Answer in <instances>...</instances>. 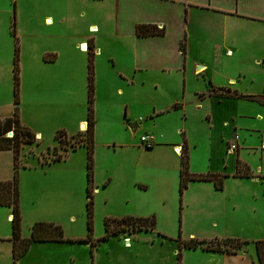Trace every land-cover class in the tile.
Instances as JSON below:
<instances>
[{
  "label": "rangeland",
  "instance_id": "rangeland-1",
  "mask_svg": "<svg viewBox=\"0 0 264 264\" xmlns=\"http://www.w3.org/2000/svg\"><path fill=\"white\" fill-rule=\"evenodd\" d=\"M87 2L0 0V54L7 51L9 56L11 50L12 59L17 45L23 103L29 107L23 121L32 131L41 133L34 143L19 147L16 171L22 237H29L34 223L52 222L61 226L64 237L87 238V157L85 147L77 146L81 131L86 129L79 127L78 120L87 113L88 61L87 51L80 54L77 44L85 36L94 35L87 31L82 20L89 15ZM113 2L104 0L96 5L100 7L92 8L95 16L103 13L104 37L111 31L112 19L107 18L112 16ZM44 16L53 18L54 27L43 23ZM251 38L240 42V52L225 58L222 68L218 61L212 62L210 69L201 73L205 79L201 74L193 76L190 71L194 69L193 61L188 59V92L201 87L207 91L213 86L241 95L264 96V39ZM111 40H108V49L114 55L109 56L104 50L100 55L93 54L97 79L99 71L109 67L116 72L120 66L116 57L119 50ZM50 53L60 54L59 63L44 61L42 56L49 59ZM66 70L67 73L62 72L58 77L69 79L63 99H56L57 94L35 99L34 84L45 86L47 78ZM150 72V84L145 92L152 105L160 95L154 88L158 75ZM227 79L233 82L228 83ZM136 86L124 80L115 85L122 88V96L105 98L100 89L94 97L93 109L99 129L94 141L91 182L93 231L90 238L93 241L91 246L71 245L70 253L54 264H258L252 242L264 239V148H261L264 104L245 97H227L221 102L208 97L204 105L187 93L180 100L184 104L181 109L149 116L142 107L143 101L137 99ZM160 100L165 102L167 97ZM2 102L5 101L1 98ZM121 102H127L130 121L139 125L137 132L128 137L116 128L124 114ZM167 126L176 129L169 141L182 145L181 152H187L189 171L225 175L221 189H216L213 182L197 180L188 183L180 193V154L174 148L172 153L163 145H154L145 151L136 148V145L145 147L140 143L141 135L147 133L159 139L158 134ZM64 129L69 151L60 160L45 163L44 160L62 152L55 134ZM9 132L4 133L5 138H13V130ZM127 138L134 147L119 146ZM234 141L237 146L229 154L227 147ZM107 142L111 144L106 145ZM71 146L77 148L70 150ZM237 163L242 168L247 166L251 176L233 177ZM126 215L152 216L155 226L152 229L129 227L123 233L110 235L111 239L100 240L105 234V220ZM11 217V208L0 206V235L4 238L12 236ZM192 238L207 241L234 238L249 242L236 254H227L200 247L186 248L184 241ZM30 256L33 263L48 264L44 251L37 250Z\"/></svg>",
  "mask_w": 264,
  "mask_h": 264
},
{
  "label": "crops",
  "instance_id": "crops-1",
  "mask_svg": "<svg viewBox=\"0 0 264 264\" xmlns=\"http://www.w3.org/2000/svg\"><path fill=\"white\" fill-rule=\"evenodd\" d=\"M113 1L114 9L112 16L107 18L108 20L112 19L109 24L111 31L107 32V36L104 37L101 22L103 13L95 16L97 14L92 12L93 6L100 7L101 5H96L103 3L104 0H86L88 3L86 6L87 13L89 15L86 19L82 18V20L86 24L87 31L94 35L85 36L86 38L80 40L77 44L78 51L80 54L84 53L88 50V44L92 43L95 55H100L102 50L110 54L109 56L114 55L108 49L110 47L108 40L113 39L111 40L113 46L119 50V55L117 54L116 57H118L120 66H118L116 72L112 68L108 67L106 70L104 68L105 71H99L98 79L94 73V97H97L96 95L100 89L101 92L103 91V94H106L105 98L115 95L118 97L122 96V88H116L115 85L127 80L128 83L137 85V99L139 98L143 101L144 105L142 107L149 116L181 109L184 107V104L180 100L187 93L194 95V98L196 97L204 105L208 97L210 99L217 98L220 102L226 99L227 97L223 95L209 93L212 89L218 92L219 88L222 87L215 88L211 86V89L209 90L208 88L207 91L201 90V87L200 89H192L193 91L188 92L186 80L187 69H189L187 68L188 59L189 61L192 60L194 65V69L190 71L193 72V76L198 77L202 72L205 73L210 69L212 62L218 61L222 68L223 63L227 61H225V58L234 55L235 51L240 52V42L251 41L250 37L256 40L264 39V0ZM106 17L107 14L105 15ZM43 23L46 26L54 27V20L51 16H44ZM90 23H92L91 26ZM137 24H153L159 28L162 27L164 32L161 35L137 36L135 34V26ZM90 28L93 31L90 32ZM42 58H45L44 61L49 60V62H55V64L61 60L60 54L57 56V54L51 53L48 57L49 59L45 56H42ZM95 66L94 69L96 68ZM150 71L158 75V80L154 82V88L157 89V94L160 95L158 102L152 105L150 104L148 94L145 92V88L150 84ZM62 72L67 73V70L58 71L52 77L47 78L48 84L44 82L45 86L34 84L32 92L35 99L39 96V99H41L43 95L49 98L54 94L58 95L56 99H63L62 95H64L66 89L68 90L69 87V79L58 78ZM201 76L205 79L203 74ZM166 80H172V82ZM227 82H233V79H227ZM164 96L167 97V101L162 102L160 98ZM1 98L5 102L0 103V147H6L4 144L7 140L4 137V133L11 131L13 128L12 117L14 111L13 55L11 59V50L9 56L7 51L3 55L0 54V100ZM23 102V88L22 85L20 87L19 82L18 114L21 120L20 123L28 127L27 123L23 121L25 120L23 115L26 114V111L28 112L29 107L28 104H24ZM175 103L180 104V107L173 109L172 106ZM120 106L124 107V114L119 118L116 128L121 135L128 137L137 132L139 125L136 121H130V114H127V102H121ZM95 119L94 141L97 138L99 129L96 116ZM132 120L136 119L133 118ZM78 124H80L79 127L81 129L86 128V117L80 118ZM166 128L164 132L158 134L160 136L159 139L156 135L153 136L154 141L151 148H143L139 145H136V148L145 151L152 149L154 145H163L169 147L173 153V148L177 150L182 145L169 141L172 133L176 132V129H169L168 126ZM33 132L35 136L41 135L38 131L34 130ZM119 143L120 147H134V143L129 141L128 138ZM110 144L107 142L106 145ZM112 145H115V143H112ZM228 153L232 154L229 151ZM51 161V159L44 160L45 163ZM13 171L12 150L6 148L0 149V181L11 179ZM233 177L238 176L233 175ZM207 183L211 182L208 181ZM121 232L123 233L125 230ZM112 236H115V234ZM82 238L75 237L71 238L73 240L67 241L33 242L28 250L14 263L12 258V242L10 238H4V236L0 235V264H37L32 262V257L30 256V253L33 254L37 250L46 253L48 264H54L62 257H66V254L71 251V245H75V243L91 246L93 238L86 242L77 241Z\"/></svg>",
  "mask_w": 264,
  "mask_h": 264
},
{
  "label": "trees",
  "instance_id": "trees-1",
  "mask_svg": "<svg viewBox=\"0 0 264 264\" xmlns=\"http://www.w3.org/2000/svg\"><path fill=\"white\" fill-rule=\"evenodd\" d=\"M164 29L157 27L153 24H137L135 26V34L137 36L148 35H161ZM88 61H87V113H86V129L81 131V139L77 143V146H84L86 149V196L88 198L87 207V238L78 239L77 241H89L93 231L92 226V176L94 166V130H95V114L93 109L94 102V64H93V48L92 43L88 44ZM210 94L216 93V95H223L225 97H245L250 100H255L261 104H264V96H250L241 95L236 92H231L230 89L222 87L218 92L211 90ZM13 103L14 111L12 117L13 123V138L6 137V147L1 146L0 149H11L13 154V174L12 178L8 180L0 181V206H6L11 208V222H12V236L10 238L12 242V257L14 260L21 257L29 248L31 243L39 241H67L73 240L64 237L63 229L60 225L52 222H36L31 227L29 237H22L20 234L21 215L19 208V188L17 179V167H18V153L19 147L23 144H30L36 141L35 133L28 127L22 125L19 121L18 103H19V72H18V47L14 46L13 52ZM180 104H173L172 108L177 109ZM6 133V132H5ZM62 152L55 154L51 160H60L67 150L66 141L67 135L64 130H58L55 134ZM10 141V144H9ZM151 148L152 145L146 146ZM184 147V145H183ZM77 147L71 146L70 150H75ZM180 168H179V191L182 193L183 189L187 187L190 181H210L213 182L216 189L223 187V179L225 175L221 173H206V174H194L189 171V157L187 152H180ZM234 176L250 177L251 173L247 166L242 168L239 163L236 165V171ZM155 226L154 217H134L130 215L123 216L117 219L105 220V234L100 240H106L110 235L117 234L127 228L132 229H152ZM249 241L239 240L234 238L205 240L192 238L184 241L186 248H198L200 247L206 251H213L219 253L236 254L243 246ZM258 264H264V239H258L252 242Z\"/></svg>",
  "mask_w": 264,
  "mask_h": 264
},
{
  "label": "built area",
  "instance_id": "built-area-1",
  "mask_svg": "<svg viewBox=\"0 0 264 264\" xmlns=\"http://www.w3.org/2000/svg\"><path fill=\"white\" fill-rule=\"evenodd\" d=\"M10 133L11 132H9V134ZM153 141H154V137L152 135L144 134V135L140 136V143H141V145L149 146V145H152L153 144ZM236 146H237V142L236 141L232 142L228 146V151L231 152L232 150L235 149ZM261 148H264V143H262Z\"/></svg>",
  "mask_w": 264,
  "mask_h": 264
},
{
  "label": "bare ground",
  "instance_id": "bare-ground-1",
  "mask_svg": "<svg viewBox=\"0 0 264 264\" xmlns=\"http://www.w3.org/2000/svg\"><path fill=\"white\" fill-rule=\"evenodd\" d=\"M176 151L179 153L181 150H180V148H177V150H176Z\"/></svg>",
  "mask_w": 264,
  "mask_h": 264
},
{
  "label": "water",
  "instance_id": "water-1",
  "mask_svg": "<svg viewBox=\"0 0 264 264\" xmlns=\"http://www.w3.org/2000/svg\"><path fill=\"white\" fill-rule=\"evenodd\" d=\"M134 125H136V124H134ZM176 150V149H175Z\"/></svg>",
  "mask_w": 264,
  "mask_h": 264
}]
</instances>
